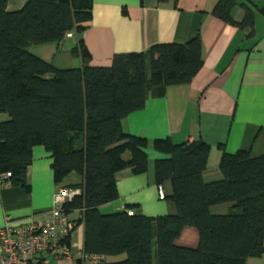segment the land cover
Returning a JSON list of instances; mask_svg holds the SVG:
<instances>
[{"label": "trees", "instance_id": "1", "mask_svg": "<svg viewBox=\"0 0 264 264\" xmlns=\"http://www.w3.org/2000/svg\"><path fill=\"white\" fill-rule=\"evenodd\" d=\"M237 5L239 0H219L213 14L253 37L255 12L242 3L238 22L232 17ZM7 6L0 0V113L8 115L0 123V177H10L0 190L10 184L30 189L28 168L34 147L42 145L52 154L57 184L73 172L82 175V183L68 186L82 193L64 207L80 212L86 253L105 255L107 264H249L264 254V156L224 153L223 179L207 183L210 148L204 141H156L168 154L156 161V179L162 186L172 183L177 214L149 218L129 209L100 210L119 199L117 173L149 168L148 142L127 134L123 120L143 110L149 97L193 81L204 64L200 37L119 53L109 66L93 65L80 39L73 55L81 67L57 69L28 48L61 41L69 31L82 34L93 17V0H27L17 11ZM226 203L236 211L212 212ZM186 227L198 229L197 248L176 244ZM121 255L126 258L109 261Z\"/></svg>", "mask_w": 264, "mask_h": 264}, {"label": "crops", "instance_id": "2", "mask_svg": "<svg viewBox=\"0 0 264 264\" xmlns=\"http://www.w3.org/2000/svg\"><path fill=\"white\" fill-rule=\"evenodd\" d=\"M219 0H93V17L82 34L61 41L33 44L28 51L57 69L81 67L73 48L83 39L92 54V64L109 66L119 53L147 52L164 43H186L200 37L204 64L188 85L173 86L163 95L151 96L143 110L127 116L124 131L148 142V171L136 174L132 168L117 173L119 199L100 207L103 213L127 210L133 214L156 218L177 214L170 199L173 185L163 183L167 196H159L155 164L168 154L155 147L156 141L170 140L174 144L204 141L210 148L204 180L221 181L220 169L224 153L249 152L264 156V0H239L232 17L244 18L242 3L255 12V34L215 16ZM27 0H8V11H17ZM8 115L0 113V123ZM128 156V157H127ZM131 155L127 153L125 159ZM53 157L42 145L33 150V162L28 168L30 189L20 185H5L0 190V229L6 216L15 223L45 222L54 205L55 195L64 184H57ZM74 185V184H73ZM133 206L134 208H128ZM235 204L212 208L217 215L236 211ZM78 218L79 213L74 212ZM73 242L84 247V224L79 223ZM199 231L186 227L176 240L178 246L197 248ZM78 248H75L76 252ZM126 255L110 257L115 262ZM249 264H264V254L250 258ZM52 264H82L79 261H53Z\"/></svg>", "mask_w": 264, "mask_h": 264}, {"label": "built area", "instance_id": "3", "mask_svg": "<svg viewBox=\"0 0 264 264\" xmlns=\"http://www.w3.org/2000/svg\"><path fill=\"white\" fill-rule=\"evenodd\" d=\"M74 35V31L66 33L68 38ZM8 177L10 174L0 177V185ZM81 193L78 188L60 187L45 222L15 223L11 216H6L0 229V264H52L53 261L107 264L108 258L105 255L88 254L84 247L79 248L73 242L72 237L81 215L74 217V212L64 206L72 203ZM159 196L162 200L166 199L162 185L159 186ZM75 248H78L76 252Z\"/></svg>", "mask_w": 264, "mask_h": 264}, {"label": "rangeland", "instance_id": "4", "mask_svg": "<svg viewBox=\"0 0 264 264\" xmlns=\"http://www.w3.org/2000/svg\"><path fill=\"white\" fill-rule=\"evenodd\" d=\"M128 157V156H127ZM83 182V177L82 175L78 174V173H71L69 174L65 179H64V184L66 185H73V184H80ZM108 214V213H105Z\"/></svg>", "mask_w": 264, "mask_h": 264}]
</instances>
